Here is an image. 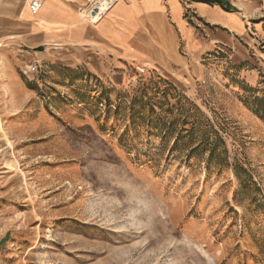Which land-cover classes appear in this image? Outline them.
Returning a JSON list of instances; mask_svg holds the SVG:
<instances>
[{
	"label": "rangeland",
	"instance_id": "374dc122",
	"mask_svg": "<svg viewBox=\"0 0 264 264\" xmlns=\"http://www.w3.org/2000/svg\"><path fill=\"white\" fill-rule=\"evenodd\" d=\"M25 62L0 53V264H264V84L132 110Z\"/></svg>",
	"mask_w": 264,
	"mask_h": 264
},
{
	"label": "crops",
	"instance_id": "0c3cea01",
	"mask_svg": "<svg viewBox=\"0 0 264 264\" xmlns=\"http://www.w3.org/2000/svg\"><path fill=\"white\" fill-rule=\"evenodd\" d=\"M90 1L44 0L35 15L0 0L1 55L131 107L169 84L189 96L231 64L264 84V0H118L98 22Z\"/></svg>",
	"mask_w": 264,
	"mask_h": 264
},
{
	"label": "built area",
	"instance_id": "2783aa9c",
	"mask_svg": "<svg viewBox=\"0 0 264 264\" xmlns=\"http://www.w3.org/2000/svg\"><path fill=\"white\" fill-rule=\"evenodd\" d=\"M44 0H29V10L37 14L43 7ZM118 0H91L87 6V13L93 22L101 20L117 3Z\"/></svg>",
	"mask_w": 264,
	"mask_h": 264
},
{
	"label": "trees",
	"instance_id": "16d2710c",
	"mask_svg": "<svg viewBox=\"0 0 264 264\" xmlns=\"http://www.w3.org/2000/svg\"><path fill=\"white\" fill-rule=\"evenodd\" d=\"M172 90H174V91L176 90V91L180 92V94H184V93H182L181 91H179L176 87H174V86H172V85H170V84H169L168 86H166V87L162 90V93H161V94H162L163 97H166V96H167L166 93L169 92V91H172ZM159 98H160V97H159ZM132 108H133L132 110H136L137 107H132Z\"/></svg>",
	"mask_w": 264,
	"mask_h": 264
},
{
	"label": "bare ground",
	"instance_id": "6f19581e",
	"mask_svg": "<svg viewBox=\"0 0 264 264\" xmlns=\"http://www.w3.org/2000/svg\"><path fill=\"white\" fill-rule=\"evenodd\" d=\"M85 8H87V6H86ZM21 10H22V9H21ZM86 11H87V10H86ZM83 16H84V14H83ZM85 16H86V15H85ZM85 16H84V17H85ZM84 17H83V18H84Z\"/></svg>",
	"mask_w": 264,
	"mask_h": 264
}]
</instances>
